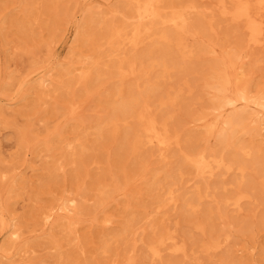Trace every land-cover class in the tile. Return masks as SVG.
Instances as JSON below:
<instances>
[{"label":"rangeland","instance_id":"obj_1","mask_svg":"<svg viewBox=\"0 0 264 264\" xmlns=\"http://www.w3.org/2000/svg\"><path fill=\"white\" fill-rule=\"evenodd\" d=\"M198 2L203 13H190L193 28L199 33L198 40L194 41L197 54L184 63L181 71L172 72L169 81L160 80L161 84L170 85L182 76L192 88V92L187 93L185 87L177 105L169 110L172 112L169 125L179 130L181 143L169 150V159L163 163L154 149L144 148L132 155L121 136L115 139L103 132L99 139L95 133L96 124L111 113V93L119 83L110 77V61L104 56L103 48L93 50L88 39L99 38L105 24L120 21V14L115 16L110 10L127 12L124 0L91 1L92 12L83 18L77 40L73 38V16L82 8L79 0H0V88L3 80L12 83L5 92L0 89V102H4L0 115V171L4 181H0V186L7 189L12 176H20L6 194L7 208L14 219L13 224L31 249L23 259L21 253L15 255V262L4 258H0V262L128 264L127 257L134 256L135 264H152L145 256L146 243L165 228L171 231L176 228V233L186 239L191 251L196 242L229 230L233 237L226 255L230 256L232 264H264V195L255 202L243 203L239 212L232 206H220L219 212L215 199L233 193L239 175L218 173L210 179L197 177L181 158L182 151L193 148L221 150L227 158H232L236 146L241 143L260 145V159L264 162V132L262 135L242 132L239 139L224 149L223 143L208 136L202 126H192L193 117L209 109V95L203 84L217 59V52L237 51L244 62L246 75L251 79V92L256 94L264 88L262 50L245 45L242 30L217 13L213 0ZM210 16L213 30L206 22ZM99 18L104 21L101 25ZM28 20H31L30 25ZM211 46L215 53H210ZM124 50L128 51L129 47L125 46ZM54 55L63 62L62 66H57L56 82L49 89L33 88L25 100L10 99L17 88L13 84H17L35 64L47 63ZM88 55H103L105 64L99 71L106 76L96 78L94 69L85 84L78 83V75L88 66ZM68 61L74 71L64 74L71 68ZM10 73L12 75L7 79ZM130 82L132 79H127L125 86ZM71 100L81 103L82 108L77 116L69 118L63 113V107ZM160 114H166V111ZM23 131L32 143L29 147L21 143ZM77 133H86L85 141L89 146L80 156L72 154L73 150L67 149L59 140H71ZM46 139L51 150L44 146ZM143 165H148L147 171L143 170ZM156 170H159L157 180L160 185L151 187ZM179 171L182 178L178 184L177 194L181 195L178 205L166 207L165 215L155 214L154 198L162 191L160 186L166 182L165 175L170 173L177 177ZM255 179L254 172L249 171L244 185L254 184ZM126 182L131 189L127 196L112 195L97 207L99 186L116 183L122 187ZM196 187L209 197L202 200L196 212H191L182 206V196L191 198ZM72 196H76L84 208L81 220L73 226L78 239L70 242L74 234L66 225H58L45 237L36 238L44 228L42 212ZM107 218L110 221L106 222ZM197 221L204 224L205 235L193 229ZM129 223L135 225L136 234L129 233L124 239L112 241L108 252L103 253L100 249L102 240L108 234L120 232ZM134 237L139 240L131 250ZM11 250L7 248L3 253L8 254ZM223 257L221 251L212 257L202 252H189L187 256L165 252L163 260L179 264H220L218 260Z\"/></svg>","mask_w":264,"mask_h":264},{"label":"bare ground","instance_id":"obj_2","mask_svg":"<svg viewBox=\"0 0 264 264\" xmlns=\"http://www.w3.org/2000/svg\"><path fill=\"white\" fill-rule=\"evenodd\" d=\"M91 1L93 0H79L82 8L77 12L78 15L73 16L75 40L80 36L83 18L92 12L89 8ZM102 1L105 0H100ZM124 3L127 12L110 10L115 16L120 14V21L105 24V30L99 38L88 39L93 50L103 48L104 56L110 61V77L117 79L119 83L111 93L113 97L111 113L96 124L95 133L99 139L103 132L115 139L121 136L132 155L138 154L144 148L154 149L160 160L167 163L169 150L181 143L179 130L169 125V119L172 117V112L169 110L177 105L185 87L187 93H191L192 88L188 80L182 76L170 85L161 84L160 80L169 81L172 72L181 71L184 63L197 54L194 41L198 40L199 33L193 28L190 13L202 12V8L198 0H124ZM213 3L220 16L227 17L230 22L239 26L245 35L246 46L260 48L264 53V0H213ZM206 19L210 30H213V18L210 16ZM27 23L30 25L31 20ZM103 23V18H99L98 24ZM189 40L192 42L189 43ZM125 46L129 47L128 51L124 50ZM211 52H216L213 46L210 47ZM217 53L215 55L217 59L203 84L205 92L209 95V109L195 115L191 123L195 128L202 126L208 136L223 143V148L226 149L233 141L239 139L238 135L242 132L263 134L264 88H260L256 94L251 92L249 86L251 79L246 75L244 62L237 51ZM86 60L88 66L80 72L76 82L85 84L91 78L94 69H96V78L106 76V73L99 71L101 65L105 64L103 55L97 57L88 55ZM67 63L71 68L64 74L74 71L71 61ZM62 64V59L55 55L47 63L35 64L17 84H13L17 88L15 95L10 99L25 100L33 88L49 89L56 82L54 75L58 71L57 66L60 67ZM11 75L8 74L6 78L10 79ZM127 79H132V82L125 86ZM11 85L12 83L3 80L1 92H5L6 87ZM1 105L4 106V102H0V115L3 113ZM81 106V103L71 100L64 105L63 113L69 118L75 117ZM163 111H166V114H160ZM85 135L86 133H77L71 140L65 138L59 140L67 149L73 150L72 154L80 156L89 149ZM22 138L23 146H31L32 143L25 131L22 132ZM43 142L46 149L51 150L48 145L49 140ZM260 154V145L240 143L236 146L235 156L232 158H227L221 150L207 148L182 151L181 158L184 164L195 171L197 177L210 179L218 173L222 175L237 173L239 177L236 179L235 191L215 199V204L219 212L220 206H232L239 212L243 203L255 202L259 200L260 195H264V162L260 159ZM142 168L147 171L148 165H143ZM249 171L254 172L256 179L254 184L251 182L247 187L244 184ZM158 175L159 170H156L150 182L151 187L160 185L157 180ZM3 176V172L0 171V181L3 180ZM176 176L172 177L170 173L165 175L166 182L160 186L162 191L154 198L155 214L165 215L166 207L174 208L178 205L181 199V195L177 194L178 184L182 178L181 171ZM18 179L20 176H12L7 189L0 186V258L9 262H15V255L21 253L20 258L23 259L31 250L28 241L21 237L18 228L13 224L14 219L11 218L7 208L6 194L14 188ZM130 191L128 182L122 187L116 183L101 185L98 188L97 207L102 206L112 195L127 196ZM183 196L182 206L191 212H196L202 200L209 197V194H202L196 187L191 198L187 199ZM83 212L82 202L76 196L63 198L42 212L44 228L36 238L45 237L49 230L58 225H66L74 234L70 242L77 240L73 226L81 220ZM105 220L110 221L108 218ZM134 226L129 223L120 232L108 234L101 242L102 252H108L112 241L124 239L129 233L136 234L137 229ZM193 229L205 235V226L202 222H195ZM232 237L229 230H223L217 236H209L205 240L196 242L195 247L192 248L196 250L194 252L189 248L186 239L178 236L176 228L172 231L165 228L146 243L145 256L152 264H179L164 261V253L187 256L189 252L192 254L202 252L212 257L221 251L224 257L218 260L220 264H232L230 256L226 255ZM138 240L137 237L133 238L131 250H134ZM6 246L12 249L8 253L12 255L3 253L7 249ZM251 255L254 256V253ZM126 261L128 264H135L136 259L134 256H129ZM0 264L5 263L0 262Z\"/></svg>","mask_w":264,"mask_h":264}]
</instances>
